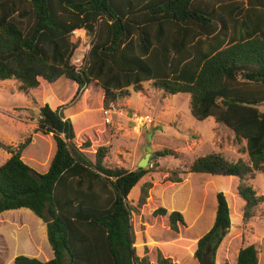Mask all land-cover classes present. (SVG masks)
Returning a JSON list of instances; mask_svg holds the SVG:
<instances>
[{
	"label": "trees",
	"instance_id": "16d2710c",
	"mask_svg": "<svg viewBox=\"0 0 264 264\" xmlns=\"http://www.w3.org/2000/svg\"><path fill=\"white\" fill-rule=\"evenodd\" d=\"M83 30L89 50L83 66L72 62ZM65 79L76 86L72 98L55 109L38 108L34 130L50 135L55 152L44 173L22 160L31 143L6 146L0 165V214L30 210L46 226L53 258L42 262L18 255L13 264H149L136 254L132 216L140 215L151 183L144 182L136 204L132 189L151 169L109 167V147H98L92 159L87 140L75 143L74 127L63 111L95 83L102 106L110 109L152 85L164 96L187 94L190 114L197 121L212 118L245 142L248 162H230L219 154L196 158L188 173L237 178L243 200L242 221L254 217L262 196L243 184L254 173L264 174V0H0V81L19 82L29 92ZM174 155L171 150L155 157ZM179 170L167 182L179 183ZM211 228L196 244L194 258L215 264L217 250L231 228L226 196L216 194ZM164 208L153 217L166 216ZM181 213L168 215L178 232ZM254 245L239 249L236 264H258ZM157 264H172L159 257Z\"/></svg>",
	"mask_w": 264,
	"mask_h": 264
},
{
	"label": "rangeland",
	"instance_id": "374dc122",
	"mask_svg": "<svg viewBox=\"0 0 264 264\" xmlns=\"http://www.w3.org/2000/svg\"><path fill=\"white\" fill-rule=\"evenodd\" d=\"M78 40L80 45L74 62L82 56L85 59L90 47L83 30L71 37L72 42ZM18 88L19 82L14 80L0 81V165L7 159L6 146H17L31 136L22 160L33 170L44 173L55 145L50 135L34 132L38 108L43 104L51 109L64 105L74 95L76 86L61 78L52 85L40 81V86L28 93ZM102 98V90L91 83L63 113L73 124L76 145L90 142V148L84 150L89 158L92 159L98 147H109L105 157L109 167L134 170L144 157L146 146L150 145L151 158L146 168L151 170L128 197L136 204L140 186L144 182L151 183L140 215L132 216L138 258L146 256L149 264H157L159 257L169 259L172 264H199L193 256L196 244L211 228L216 194L222 192L228 201L231 228L217 250L215 264H236L239 249L248 245L255 246L258 264H264V202L256 207L254 217L244 223V202L236 190L239 179L188 173V167L196 158L209 154H219L230 162L247 163L245 142H236L233 133L217 125L212 118L195 120L190 114L189 95L164 96L152 82L143 83L141 92L129 88L128 96L117 100L110 109L103 108ZM258 108L264 111V105ZM106 117L109 123H105ZM161 150H171L174 155L153 159L154 153ZM175 169L179 170L180 182H167L170 171ZM243 184L251 187L256 196L264 198V174L254 173ZM158 208H164L166 216L153 217L152 213ZM173 211L183 217L178 232L168 226V215ZM6 217V222H0L7 224L0 229V234L5 235V243H0V264H13L12 257L22 255L24 250L39 255L40 261L51 256L47 243L39 237L43 233L35 220L25 212L10 213ZM20 224L23 228L18 233L10 229ZM31 236L35 240L29 244L27 239ZM203 264H207L206 256Z\"/></svg>",
	"mask_w": 264,
	"mask_h": 264
},
{
	"label": "crops",
	"instance_id": "0c3cea01",
	"mask_svg": "<svg viewBox=\"0 0 264 264\" xmlns=\"http://www.w3.org/2000/svg\"><path fill=\"white\" fill-rule=\"evenodd\" d=\"M8 154H7V158H8ZM20 212H25L27 215H29L33 220H35L36 222H37V224H38V230L40 231H42V233H43V235H39V237L41 238V239H43L44 241H45V243H47L46 245L49 247V249H50V254H51V256L50 257H46V258H43V260H42V262H46V261H49V260H51L52 258H53V253H52V250H51V248H50V246H49V244H48V241H47V235H46V226H45V224L40 220V219H38L30 210H28V209H24V208H21V209H18V210H13V211H6V212H3V213H1L0 214V222L2 221V222H6L7 221V217H6V215H8V214H10V213H13V214H18V213H20ZM3 225V226H2ZM6 223L4 224H0V229H3L4 227H6ZM23 228V226L20 224L19 226L17 225V226H14L13 227V229L10 227V229L11 230H13L14 232H19L21 229ZM3 232V231H2ZM16 236V235H15ZM34 240H35V238H34V236H31L30 238H28L27 239V242L29 243V244H31L32 242H34ZM0 243L2 244V243H5V235L4 234H0ZM44 254L46 253V251L45 252H43ZM19 254H20V252H19ZM22 255H25V256H27V257H29V258H31V257H35L36 259H37V257L39 258V255H38V251H37V255L38 256H35L34 254H30L28 251H26V250H24L23 251V253H22ZM17 255H15V256H13L12 257V263H13V260H14V258L16 257Z\"/></svg>",
	"mask_w": 264,
	"mask_h": 264
},
{
	"label": "water",
	"instance_id": "95a60500",
	"mask_svg": "<svg viewBox=\"0 0 264 264\" xmlns=\"http://www.w3.org/2000/svg\"><path fill=\"white\" fill-rule=\"evenodd\" d=\"M150 136L151 135L148 134V141L151 140ZM151 151H152V149H151L150 145H147L146 146V153H145L144 157L138 162L137 168L145 169L147 167L149 160L151 158Z\"/></svg>",
	"mask_w": 264,
	"mask_h": 264
},
{
	"label": "built area",
	"instance_id": "2783aa9c",
	"mask_svg": "<svg viewBox=\"0 0 264 264\" xmlns=\"http://www.w3.org/2000/svg\"><path fill=\"white\" fill-rule=\"evenodd\" d=\"M76 31H74L72 34H74ZM76 66L77 68H81L83 66V56L81 58H78L76 62H74V59L72 61ZM107 114V112H106ZM104 116H107V115H104ZM105 123H109V119L106 117L105 118Z\"/></svg>",
	"mask_w": 264,
	"mask_h": 264
}]
</instances>
